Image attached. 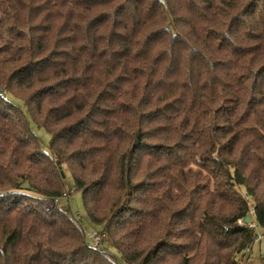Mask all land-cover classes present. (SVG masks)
<instances>
[{"label":"trees","instance_id":"obj_1","mask_svg":"<svg viewBox=\"0 0 264 264\" xmlns=\"http://www.w3.org/2000/svg\"><path fill=\"white\" fill-rule=\"evenodd\" d=\"M65 167L98 246L54 202ZM245 216L264 229V0H0V264H237Z\"/></svg>","mask_w":264,"mask_h":264},{"label":"rangeland","instance_id":"obj_2","mask_svg":"<svg viewBox=\"0 0 264 264\" xmlns=\"http://www.w3.org/2000/svg\"><path fill=\"white\" fill-rule=\"evenodd\" d=\"M13 102L20 105L21 108L24 110L26 114V119L32 132L38 138L43 149L48 152V143L50 140V136L47 131L43 128L35 126V124L30 120L29 116L27 115L24 109V106L20 101L13 99ZM63 174L64 188L68 192L69 189H72V192L69 193L68 198H60L58 199V201L54 202L59 203V205L61 206H69L70 214L79 217L82 228L86 232L93 227L89 224L87 216L85 214L81 193L74 189L71 174L66 167L63 169ZM255 231L257 234V238L255 239L251 250L247 254L248 256L244 257L241 264H264V229L256 227ZM112 253L114 258H116V260L119 262L120 259L117 253L114 251Z\"/></svg>","mask_w":264,"mask_h":264},{"label":"built area","instance_id":"obj_3","mask_svg":"<svg viewBox=\"0 0 264 264\" xmlns=\"http://www.w3.org/2000/svg\"><path fill=\"white\" fill-rule=\"evenodd\" d=\"M70 192H72V189H69V192L65 190L61 198H68V195ZM55 201H58V199H56ZM250 214L253 215V210H250ZM238 222H240V221H238ZM246 224L249 227H253V228L257 227V225L254 221L249 220ZM85 237L92 246H98V245H100V242L102 239V234L98 230L91 228L90 230L85 232ZM256 238H257V235H256ZM241 263H242V256L239 257L237 260V264H241ZM121 264H125V263H121Z\"/></svg>","mask_w":264,"mask_h":264},{"label":"water","instance_id":"obj_4","mask_svg":"<svg viewBox=\"0 0 264 264\" xmlns=\"http://www.w3.org/2000/svg\"><path fill=\"white\" fill-rule=\"evenodd\" d=\"M61 177H64L63 171H60ZM249 221V216H245L244 222L247 223Z\"/></svg>","mask_w":264,"mask_h":264},{"label":"crops","instance_id":"obj_5","mask_svg":"<svg viewBox=\"0 0 264 264\" xmlns=\"http://www.w3.org/2000/svg\"><path fill=\"white\" fill-rule=\"evenodd\" d=\"M252 245H253V244H252ZM251 247H252V246H251ZM250 250H251V248L248 249V250H246V251L244 252V254L242 255V261H243V259H244L245 256H248L247 254L249 253Z\"/></svg>","mask_w":264,"mask_h":264}]
</instances>
